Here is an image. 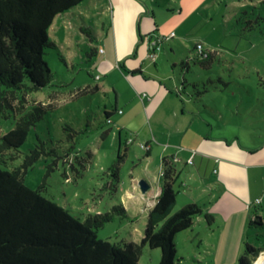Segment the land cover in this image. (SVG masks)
<instances>
[{
	"label": "rangeland",
	"instance_id": "rangeland-1",
	"mask_svg": "<svg viewBox=\"0 0 264 264\" xmlns=\"http://www.w3.org/2000/svg\"><path fill=\"white\" fill-rule=\"evenodd\" d=\"M170 1L176 3V9L168 8ZM84 8H73L71 13L58 17L47 30L48 38L57 45V48L45 49L53 81L45 89L27 96L29 105H41L47 108V113L9 163L1 167L12 171L22 166L41 143L42 153L28 168L25 184L33 190L43 187L45 197L81 222L89 214H102L116 205L122 206L128 217L118 216L98 229V238L121 246L141 243L149 214L130 204L127 195L133 192L141 197L142 180L151 184L149 192L157 189L163 159H168L176 168L173 186L178 191L186 183V174L192 169L198 172L197 166L184 157V152L192 155L204 133L233 135V149H238L239 154L240 150L254 154L264 149V0H150L153 14L148 20L152 38L167 41L160 45L159 59L154 61L148 54L150 38L148 34L145 36L142 57L146 56L151 64L145 73L150 79L148 84L168 85L182 110L194 111V102L200 97V104L207 107L206 117L212 119L220 111L226 119L221 124L229 125L214 132L199 119L192 122L189 113L181 127L174 125L171 110H167L168 117L163 121L150 116L151 119L143 106H139V89L121 70L111 81L125 93L130 106L124 102L120 105L118 91H113L107 78L97 80L100 72L93 50L100 49V42L81 30L84 25L78 13L89 17L95 30L100 29L95 12ZM171 31L175 36L170 37L174 33ZM198 45L212 54V61L203 65L192 59L198 53L200 56L202 50L196 49ZM182 78L189 83L204 82L198 88L204 93L194 97L180 95ZM96 86L100 89L95 90ZM88 87L92 91L86 92ZM185 88L190 92L191 87L186 85ZM168 103L166 101L162 109L168 107ZM120 110H130V116L122 118ZM105 112L114 113L111 123L105 120ZM14 127V116L2 118L0 135ZM177 152L182 160L175 156ZM68 153L70 163L64 162ZM259 158L256 160H264V157ZM115 169L119 172V184ZM197 176L202 177L198 173ZM259 212L264 219V208ZM258 231L264 232L251 229L246 239L264 249V235H256ZM202 234L203 246L200 240L194 241L190 232L176 236V264H238L242 252L234 262L225 261L227 257L209 246L211 237L207 238L205 232ZM160 259V249L146 246L139 261L159 264Z\"/></svg>",
	"mask_w": 264,
	"mask_h": 264
},
{
	"label": "trees",
	"instance_id": "trees-1",
	"mask_svg": "<svg viewBox=\"0 0 264 264\" xmlns=\"http://www.w3.org/2000/svg\"><path fill=\"white\" fill-rule=\"evenodd\" d=\"M85 1L0 0V121L15 117V127L0 135V264H141L139 260L146 246L161 250L159 264H176V236L191 229L198 217L203 216L213 225L214 216L196 203L174 211L177 192L173 184L177 171L168 159H163L162 192L149 213L141 243L129 242L124 246L97 236V230L116 217H128L122 206L116 205L102 214H89L81 222L45 197L43 187L33 190L25 184L28 168L42 153L41 143L22 166L12 171L1 167L9 163L47 113V108L29 105L27 100L30 93L45 89L53 81L45 49L57 45L48 38L47 30L56 17ZM81 30L95 39L91 27L83 26ZM211 59L212 54L202 50L193 60L204 65ZM181 82L183 89L186 85L191 87L189 93L193 97L204 93L198 90L204 82L189 83L185 78ZM90 91L88 87L86 92ZM112 116L111 112L104 114L108 123ZM64 162L70 163L69 153ZM115 171L119 184L118 169ZM249 228L264 230L263 219L257 212L251 216ZM256 235L264 232L258 231ZM263 253V248L247 238L238 264H255Z\"/></svg>",
	"mask_w": 264,
	"mask_h": 264
},
{
	"label": "crops",
	"instance_id": "crops-1",
	"mask_svg": "<svg viewBox=\"0 0 264 264\" xmlns=\"http://www.w3.org/2000/svg\"><path fill=\"white\" fill-rule=\"evenodd\" d=\"M167 5L170 10L177 8L176 3L172 1ZM77 7L92 10L97 16L96 22L99 31L91 25L93 23L89 21L91 20L89 17L78 13L82 24L85 27H91L95 33V39L100 42V49L93 50L97 56L96 67L100 72L97 75V80H101L103 77L107 78V83L113 88V91H118L116 96H118L117 99L119 98L120 105L124 102L129 107L130 100H127L125 93L116 88L111 81V77L119 70L139 89L138 94L141 97L139 106H143L149 117H157L158 121H163L168 117L167 110H171L170 117L174 121V125L179 127H181L186 113L192 115V122L199 119L212 132L221 126L229 125L225 122L221 124L226 119L220 111L218 116L213 115L215 117L212 119L206 117L207 107L200 104L202 99L199 98L194 102V111L189 112L181 109V106L174 100L177 99L174 98V92L169 89L168 85L150 86L148 84L150 79H147L145 73L151 68V64L146 56L142 57V48L147 34L150 40L153 39L148 20V17L153 14L150 11V0H87ZM70 11L68 13H71ZM171 49L173 50V46ZM150 52L148 45L149 56ZM198 57L199 53L192 59L196 60ZM157 59H159L158 55ZM183 62L181 60V63ZM155 66L158 65L155 63ZM96 87L98 90L100 89L99 86ZM180 95L191 96L187 89L180 90ZM166 101H169L168 107L162 109ZM120 111L122 118L130 116V110L129 112ZM230 121L233 120L230 119ZM233 138V135L204 133L199 147L195 148L196 151H193L192 155L189 151L184 152V157L188 162L193 160V165L197 166L198 175L202 177L199 178L193 169L189 174H186V183H183L178 191L174 189L177 192L174 211L187 204L196 203L212 214L214 216L213 225L210 226L203 216L198 217L193 227L187 232L192 233L194 241L200 240L202 246L205 244L202 240V233L205 232L207 238L211 237L209 246L212 250L227 257L225 261L233 260L234 262L243 252L244 242L246 237H249L251 216L257 212L263 219L259 209L264 208V160L256 159L264 157V149L254 154L240 150L241 154H239L238 149H233ZM180 155L179 152L175 154L179 160H182L183 157H179ZM251 155L261 156L250 158ZM181 176L182 173L179 174V178ZM159 182L160 186L157 189L152 192L148 190L145 194L141 193V197L136 196L133 192H128L127 201L137 206L139 211L149 214L162 192V172ZM150 188H152L151 184ZM257 199H262V203L257 205ZM207 238L205 241H208Z\"/></svg>",
	"mask_w": 264,
	"mask_h": 264
},
{
	"label": "built area",
	"instance_id": "built-area-1",
	"mask_svg": "<svg viewBox=\"0 0 264 264\" xmlns=\"http://www.w3.org/2000/svg\"><path fill=\"white\" fill-rule=\"evenodd\" d=\"M173 36H175V33H172V34L170 35V37H173ZM164 41H166L165 38H163V39H156V40H155V39H151V40L149 41V44H150V50H151V52H150V58H152L154 61H156V59H157V55H158L157 52L161 50L160 45H161V43L164 42ZM198 49H199V50H202L203 47H202L201 45H199V46H198ZM190 162L193 163V160H190ZM162 175H163V171H162ZM261 203H262V199H257L256 204L259 205V204H261Z\"/></svg>",
	"mask_w": 264,
	"mask_h": 264
},
{
	"label": "water",
	"instance_id": "water-1",
	"mask_svg": "<svg viewBox=\"0 0 264 264\" xmlns=\"http://www.w3.org/2000/svg\"><path fill=\"white\" fill-rule=\"evenodd\" d=\"M149 189H150L149 182L146 181V180H142L140 182V190H141V192L145 194Z\"/></svg>",
	"mask_w": 264,
	"mask_h": 264
},
{
	"label": "bare ground",
	"instance_id": "bare-ground-1",
	"mask_svg": "<svg viewBox=\"0 0 264 264\" xmlns=\"http://www.w3.org/2000/svg\"><path fill=\"white\" fill-rule=\"evenodd\" d=\"M255 264H264V253L258 258Z\"/></svg>",
	"mask_w": 264,
	"mask_h": 264
}]
</instances>
